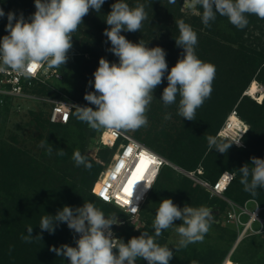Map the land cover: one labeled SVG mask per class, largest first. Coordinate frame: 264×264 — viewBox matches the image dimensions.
I'll list each match as a JSON object with an SVG mask.
<instances>
[{"label":"rangeland","instance_id":"rangeland-1","mask_svg":"<svg viewBox=\"0 0 264 264\" xmlns=\"http://www.w3.org/2000/svg\"><path fill=\"white\" fill-rule=\"evenodd\" d=\"M3 1L0 0V8H3L5 16L0 17V38L8 34L6 31L8 12H14L17 17L22 13L24 18L28 20L36 10L34 0H7L5 3ZM115 2L116 0H111V4H108V8L110 7L109 12L111 11V5ZM123 2L133 8L137 5H144L148 18L143 21L142 27L147 26L151 30L149 40L144 42L147 47L159 46L164 50L168 46L174 47L173 56H166L169 71L184 54V49L176 44L175 34L177 31L179 32L176 24L178 20H183L198 34L197 43L203 41L201 34L209 33L211 38L224 35L225 41L228 38L233 43L235 42V47L243 46L245 50L264 52V19H260L255 15L247 17L249 23L243 29H238L229 22L227 17L219 14L206 27L202 22L203 9L199 6L193 7L192 0H174V2L173 0H123ZM132 2L135 4H132ZM105 15L97 16V23L103 25L101 26V35L105 37L103 38L104 46L101 49L102 57L111 63L109 56L112 52L108 51L111 43L103 34L105 30L103 28H109L105 22L107 16ZM83 23L85 24L86 21L83 20ZM140 31H122L121 35H128L130 38L135 35L138 39ZM220 33L223 35H220ZM77 34L78 32H74L72 35L76 36ZM72 45L67 62L57 68L61 77L39 82L28 91L27 96L9 98L1 108L0 155L3 151L8 152L11 150L10 148H14L15 152L17 150L26 152L25 157L23 156L26 165L23 167L15 166L10 162L6 165L0 163V232L5 233L14 230L10 242L16 248L13 251V256H15V261H18V264H25L24 259L26 258L28 260L36 259L38 257L35 249L36 243L37 241L39 243L40 241L44 242L47 236L51 238V245L47 247L44 253L47 262L45 264L56 261H59L60 264H69L67 258L56 256V253L50 251V248L54 247L53 245L59 247L64 244L75 247V241L79 238V234L69 229L67 224L63 222H58L55 225L54 233L42 231L39 227L43 216H55L64 206L75 209L82 207L84 203H92L104 213L106 218L113 220L111 231L114 239H117L116 235L120 228L124 226V222L130 230V233L128 232L130 239L141 235L142 232L154 235L153 222L160 202L163 199L170 198L171 193H175L177 187H179L180 184L178 183L182 184V180L186 178L171 170L168 171V174H163L156 184V188H159V195L151 194L149 196L144 207V217L138 219L128 218L122 213H116L119 209L114 205L102 203L94 193L99 179V176H94L95 170L104 171L116 152V147L104 148L99 141L100 134L105 128L90 130L87 123L81 121L76 129L85 144L77 149L69 143L59 142L57 144L52 143L53 140L50 143L47 140V137H50L48 133L36 128L33 124L34 121L37 118L42 119V121L48 120L54 104L60 101H73L80 107H93L95 109V105L87 102L84 96L88 92L95 91L93 73L99 66L100 58L87 53L84 55L85 61L80 62L75 59V56H79L80 52L73 43ZM195 53H203L202 45H195ZM226 53L228 52L225 50L223 54L226 55ZM216 54L218 53L212 49L209 50V55H206V57L196 55L200 60L213 64L216 69L211 96L197 109L196 114L209 113L213 105L221 109L225 106V102L229 103L237 98L236 105H238L243 96H249L259 103L262 102L263 100L259 101L255 96L246 95L250 87L247 85L248 76L254 66L252 64H242L240 60L228 61L226 57L218 60ZM88 67L90 69H87ZM260 69L261 67L256 69L253 80L259 85L261 93H264V82L258 78ZM166 76L167 73H165L162 83L153 91V99L146 113L147 125L137 130L125 131L138 140L145 138L147 129L156 131L167 127L168 132L174 133L175 131L171 127L180 125L183 122V120L181 121L182 117L178 115L179 96H177L175 104L170 105L171 107L166 106V109L172 113L170 119H165V111H153L152 109L163 104L161 100L162 92L168 83ZM90 81L93 83L90 84ZM259 94L260 92H257V95ZM173 114L178 116V119L173 117ZM76 120L75 117L73 121ZM150 127L152 128L150 129ZM214 138L217 141L222 140L218 137V134ZM42 141L46 142L43 147L41 146ZM48 146H52L51 155L47 153ZM163 147L170 149V145L167 143H164ZM60 150H63L65 155H57ZM77 151L84 157L88 166L84 164L76 165L73 155ZM209 151L208 148L207 152ZM203 162L204 159L200 161V164L202 165ZM245 164L252 166V161L246 159ZM147 167L148 163L143 169L142 177ZM186 179L190 180L189 178ZM85 184H87L89 190L86 195L82 194L85 191ZM193 186L201 188L196 182ZM170 199L173 202L175 201L173 195ZM211 200L209 196L207 201H202L199 205L193 203L192 207H206ZM29 226L33 228L32 236L36 237L39 234L42 237L41 240L34 238L31 243H26L21 239L23 235H27V227ZM176 227V224L173 225L164 230L159 236L164 239L165 246L173 251L175 260L186 261L185 264H207L212 261L211 264H216L214 261L218 256L220 257L224 253H226V256L233 254L239 246L236 255L242 264H264V225L256 228L255 232L249 231L237 244L243 226L225 218L220 226L211 223L210 229L205 234L202 242L190 243L185 248H178L181 237L176 232ZM247 238L252 240L248 241ZM156 242H158V239H156ZM7 243L9 242L7 241ZM19 247L23 248V252L19 250ZM16 251H18L17 254ZM201 260H204V262ZM141 261L142 259L138 258L136 264H145ZM5 262L8 263L6 260ZM225 264L231 263L228 261Z\"/></svg>","mask_w":264,"mask_h":264},{"label":"clouds","instance_id":"clouds-1","mask_svg":"<svg viewBox=\"0 0 264 264\" xmlns=\"http://www.w3.org/2000/svg\"><path fill=\"white\" fill-rule=\"evenodd\" d=\"M34 2L36 10L28 20L22 13L19 17L14 12L7 13L8 34L0 38V72L11 70L27 77L35 75L33 69L41 65L46 64L48 68L63 66L73 46L72 34L78 30L90 10L100 12L105 0ZM192 6L203 9L202 22L206 27L216 19L217 14L227 17L238 29L248 25L249 15L264 19V0H192ZM4 16L5 12L0 8V17ZM147 18L142 4L133 8L123 0H116L111 5L105 19L109 28L103 34L111 43L108 51L118 57L119 62L110 63L103 57L99 59V66L93 73L95 91L84 96L87 102L95 105V109L76 107L78 118L93 129L105 128L116 134L121 130H137L146 126V113L153 99V91L162 83L165 73L168 83L161 100L165 106H169L175 104L179 96L180 117L195 120L197 109L211 96L215 66L196 56L197 34L183 20L176 21L179 29L176 44L184 49V54L170 71L163 48H149L142 40L133 43L121 35L122 31H140ZM170 118L171 114L167 113L165 119ZM242 135L230 143H218L216 138L209 136V150L226 153L233 143L240 144ZM45 143L42 141L41 146H45ZM52 150V146L47 147L49 155ZM57 155L63 156L65 152L60 150ZM73 160L77 166H88L78 151L74 153ZM251 161L252 166L245 164L239 169L240 183L246 192L255 196L257 189H264V159L251 157ZM176 220L183 221L175 229L181 237L178 248H185L190 243L203 241L211 226L212 210L188 205L181 209L172 199H163L155 213L154 235L142 232L127 243L113 238V220L106 218L92 203H84L75 209L64 206L55 216H43L39 227L42 231L54 233L55 225L63 222L79 234L75 247L64 244L59 248H50L58 257L67 258L69 264H136L138 258L147 261V264H169L173 251L156 243L155 238L175 225ZM32 231L31 226L27 227V235L21 239L26 243H31L34 238L42 239L39 234L33 237Z\"/></svg>","mask_w":264,"mask_h":264},{"label":"trees","instance_id":"trees-1","mask_svg":"<svg viewBox=\"0 0 264 264\" xmlns=\"http://www.w3.org/2000/svg\"><path fill=\"white\" fill-rule=\"evenodd\" d=\"M6 1L7 0H4L3 2L5 3ZM108 4H111V0H105V3L102 5L100 9V12L91 10L90 13H88V15H86L83 18V20L86 21V23L85 24L82 23L79 26L78 30L76 31L78 32L76 36L73 35L72 43L80 52L79 56L77 55L75 56L76 60L80 62L85 61L84 55L87 53L94 54L96 58L102 57L101 49L104 46L103 38L105 37H102L101 35L102 34L101 26L103 25L101 23L99 24L97 23V16L99 15L103 16L105 14L106 15L108 14L107 12H109L110 10V7L108 8ZM132 4L135 3L132 2ZM103 29H106V27H104ZM150 35H151V30H149L147 26H145V28L142 27L138 39H136L135 35H133L131 38L128 35H124V36L126 37V39H128L133 43H138L141 40L144 43L145 41L149 40ZM220 35L223 34L220 33ZM178 36H179V32L177 31L175 34V38L177 39ZM201 36L203 38V41H199L197 44L202 45L203 53L202 54L195 53L197 56L206 57V55H209V50L214 49L218 53L216 54L218 60L226 57L228 61L233 62L236 60H240L242 64L245 65L252 64V66H254V69H252V72L248 76V81H247L248 86H250L251 83L255 81L253 80V76L256 72V69L258 67H261L258 78L264 82V65H263L264 52H254L251 50H245L243 46L235 47L234 46L235 42L233 43L232 40L228 38H226L227 40L225 41V37H223L224 35L223 36L217 35L214 36V38H211V35L209 33H206L205 35L201 34ZM74 39H75V43H74ZM225 50L228 52L226 53V55L223 54L225 53ZM173 51H174V47L168 46V48L165 49L166 56L167 57L173 56L172 54ZM109 57L111 63L119 62L118 57H116L113 53H111ZM87 69L90 68L88 67ZM237 101L238 98L229 103L225 102V106L221 109L213 105L212 108L209 110V113L196 114L195 120L192 121L181 118V121L183 120L182 124L174 125L171 127L175 131L174 133L168 132L167 127L156 131L147 129L145 131V138H142V140L140 138L139 140L148 148L152 149L153 151L157 152L161 156L165 157L172 163L180 166L185 170L196 171L199 168V166H202L203 174L199 177L203 180H206L207 182H210L211 184H214L219 179L221 174L225 171L234 173L235 178L233 182L229 185L228 189L226 190L224 194L225 197L240 205H244L246 202L250 201V207L252 209L255 208L253 201L257 202L258 205L262 208V211L260 212V217L264 219V189H257V194L255 196H252L249 192H246L244 190V186L240 183L241 173L239 171V169L243 165H245L246 159L250 161H251V157L264 159V99L262 102L259 103L255 100H252L249 96H243L240 99L238 105H236ZM169 107L171 106L169 105ZM1 108H0V116L2 113ZM152 109L153 111L155 110L165 111L166 114L170 113V111L166 109L164 103L162 104V106L153 107ZM234 110L237 111L238 116L249 127L248 131L243 137L244 146L238 147L235 144H232V146L227 150L226 153H220L215 149L212 152L210 151L207 152L209 148L208 137L209 136L215 137L216 134H218L220 129L225 124L227 118ZM76 112L74 111L73 116L68 124L51 123L49 117L48 120L45 121H42V119L37 118L33 124L36 126L37 129L40 128L42 131L48 133L50 137L49 138L47 137V140L50 143L53 140L52 143L59 144V142H64V143H69L76 149L81 148L84 146L85 143L83 142V139L79 137V133H77L76 126L81 124V120L76 115ZM75 117L77 118V120L74 122L73 120ZM173 117L178 119V116L176 115H174ZM87 127L90 130H94L88 124ZM151 128L152 127H150V129ZM164 143L170 145L169 150L163 147ZM218 143H230V141L222 139L219 140ZM103 147L110 148L104 145ZM10 149L11 150H9L8 152L6 151L2 152V154L0 155V163L6 165L8 164V162H10L15 166H20V167L25 166L26 164L24 163L23 156L25 155L26 152L21 150H17L15 152L14 148H10ZM202 159H204L203 162L204 164L202 163L201 165L200 161ZM139 164L140 161L138 165ZM163 169L160 175L158 176V179L150 195L153 194L158 196L159 188H156V184L157 182H159L161 176H163V174H168L169 170L175 171L169 166H165ZM100 172L101 171L99 170L97 171L95 170L94 176L100 177L103 171L101 173ZM132 173L129 175L127 179L131 178ZM182 176L186 177L184 175ZM186 178L182 180V184L178 183L180 185L179 187H177L175 193H171V196L173 195L175 197L174 204H176L178 207L182 209L185 205L192 206L193 203L199 205L200 202L205 200L207 201L210 196L212 200L209 202V204L206 207L212 210L211 223L220 226L222 224L223 219L225 218L228 219L229 206L227 201L219 196L212 197L210 192L207 191L200 184L199 185L201 186V188L199 186L194 187L193 186L194 182L191 181V179L188 180ZM250 179L251 177H249V180ZM84 189L85 191L82 194L86 195L87 191H89L87 184L84 185ZM146 203L142 208L140 218L144 217V207ZM116 213L118 214L122 213L123 215H125L120 210H118V212ZM242 219L244 222H246L249 219V217L247 215H244ZM181 223H183L182 220L174 221V224H176L177 226H179ZM123 225L124 226L120 228V231L117 233L116 236L117 239L127 243V241L130 239V237H128V232L130 233V230L126 226V222H124ZM261 225L263 226L262 223L255 222L253 224V229L256 230V228H258ZM4 227L8 228V226L5 225ZM13 233H14L13 229L5 233L0 232V264H5L6 263L5 260L8 262L6 264H18V261L17 262L15 261L16 260L15 256H13L14 255L13 251H15L16 248L10 242L12 241ZM251 238H247L249 239L248 241H251L252 240ZM156 239H158V242L156 243H158L161 246H165L164 239H162L161 237H156ZM7 241L9 243H7ZM50 241H51L50 236H47L44 242L40 241L39 243L37 241L35 249L38 257H36V259L34 260L33 259L28 260L27 258L24 259V261H26L25 264L47 263L45 261L44 253L46 252L47 247L51 245ZM53 246L56 248L60 247V246L58 247L57 245H53ZM238 247L235 250V252L231 255V261L235 264H242V262L238 259L236 255ZM19 250L23 252L22 247H19ZM17 252L18 251H16V254ZM215 254L216 253L214 252V255ZM225 254L226 253H224V255H221L220 257L218 256L219 258L217 257L214 263L220 264L222 261L224 262L229 255L228 254L226 256ZM224 256L226 257L224 258ZM19 257L21 258V256ZM22 257L24 256L22 255ZM201 261L204 262V260ZM142 262L147 264V261H144L143 259L141 263ZM223 262L221 264H223ZM178 263L185 264L186 261H182L180 259L175 260V258H172L169 262V264H178ZM211 263H213V261ZM211 263H207V264H211ZM48 264H60V263L59 261H56Z\"/></svg>","mask_w":264,"mask_h":264},{"label":"built area","instance_id":"built-area-1","mask_svg":"<svg viewBox=\"0 0 264 264\" xmlns=\"http://www.w3.org/2000/svg\"><path fill=\"white\" fill-rule=\"evenodd\" d=\"M55 77H61L59 70L57 68H48L46 64L39 66L33 76L18 75L11 70L0 72V108L3 107L9 98L27 96L28 91L37 83ZM76 107H80V105L73 101L55 103L49 114L50 122L68 124L77 109ZM247 131L248 125L234 110L218 132V137L231 142L234 138H238L243 134L240 144L234 143L241 147L244 146L243 137L246 134L244 132ZM99 141L104 146H116V152L113 154L106 169L101 173L94 193L102 203L114 205L129 218H140L142 208L152 192L158 176L165 166H169L176 172L203 186L210 192L212 197L219 196L227 201L229 206L228 220L243 226L239 239L244 238L249 231L255 232L253 229L255 222H260L264 225V219L260 217L262 208L257 202L253 201L255 208L252 209L250 201L240 205L225 197L226 190L235 178L234 173L225 171L214 184H211L199 177L203 174L202 167H199L196 171L185 170L148 148L140 140L123 130L114 134L113 131L104 129L100 134ZM141 153H144L147 160L151 162L148 163L142 180L134 186L133 194L129 196L124 192V187L129 180L127 178L138 165ZM244 215L249 217L246 222L242 219ZM231 255H228L223 264L228 261L231 264H235L231 261Z\"/></svg>","mask_w":264,"mask_h":264},{"label":"snow or ice","instance_id":"snow-or-ice-1","mask_svg":"<svg viewBox=\"0 0 264 264\" xmlns=\"http://www.w3.org/2000/svg\"><path fill=\"white\" fill-rule=\"evenodd\" d=\"M35 71V69H33ZM151 161L147 160L144 153L140 154V164L137 165L135 171H133L131 178L128 180L127 185L124 187V192L133 194V187L137 184V181H140L143 174L144 167L147 166V163ZM127 202V201H126Z\"/></svg>","mask_w":264,"mask_h":264},{"label":"bare ground","instance_id":"bare-ground-1","mask_svg":"<svg viewBox=\"0 0 264 264\" xmlns=\"http://www.w3.org/2000/svg\"><path fill=\"white\" fill-rule=\"evenodd\" d=\"M257 92H260L259 95H257ZM246 95H252L258 98L259 101L263 100L264 98V93L260 91L259 85L256 82H252L250 87L247 90ZM241 239L238 240L237 244L239 243ZM236 244V245H237Z\"/></svg>","mask_w":264,"mask_h":264}]
</instances>
